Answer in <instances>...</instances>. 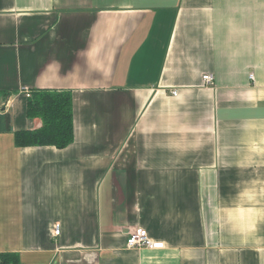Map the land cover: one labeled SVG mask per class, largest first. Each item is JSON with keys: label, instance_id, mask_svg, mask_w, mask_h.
Segmentation results:
<instances>
[{"label": "crops", "instance_id": "1", "mask_svg": "<svg viewBox=\"0 0 264 264\" xmlns=\"http://www.w3.org/2000/svg\"><path fill=\"white\" fill-rule=\"evenodd\" d=\"M25 90L72 92L70 146H16ZM2 254L264 264V0H0Z\"/></svg>", "mask_w": 264, "mask_h": 264}, {"label": "trees", "instance_id": "2", "mask_svg": "<svg viewBox=\"0 0 264 264\" xmlns=\"http://www.w3.org/2000/svg\"><path fill=\"white\" fill-rule=\"evenodd\" d=\"M27 116L39 119L38 129L21 130L14 133L19 148L51 146L64 149L75 140L73 94L70 91L36 90L27 103ZM18 256L0 255V264H15Z\"/></svg>", "mask_w": 264, "mask_h": 264}, {"label": "built area", "instance_id": "3", "mask_svg": "<svg viewBox=\"0 0 264 264\" xmlns=\"http://www.w3.org/2000/svg\"><path fill=\"white\" fill-rule=\"evenodd\" d=\"M251 79H253V76H251ZM204 83L210 86L214 85V77L212 75H205L203 76ZM25 94L27 98L31 97V92L29 90H25ZM173 96L178 95V90L172 91ZM61 233L60 225H56L54 229V236H59ZM127 247L130 249H152V250H160L165 247V245L161 242H154L149 237L148 233L144 229L137 228L134 231H131L129 234V237L127 239Z\"/></svg>", "mask_w": 264, "mask_h": 264}, {"label": "rangeland", "instance_id": "4", "mask_svg": "<svg viewBox=\"0 0 264 264\" xmlns=\"http://www.w3.org/2000/svg\"><path fill=\"white\" fill-rule=\"evenodd\" d=\"M204 81V80H203Z\"/></svg>", "mask_w": 264, "mask_h": 264}]
</instances>
